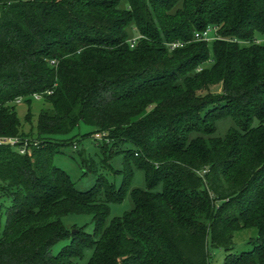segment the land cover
<instances>
[{
  "label": "trees",
  "instance_id": "16d2710c",
  "mask_svg": "<svg viewBox=\"0 0 264 264\" xmlns=\"http://www.w3.org/2000/svg\"><path fill=\"white\" fill-rule=\"evenodd\" d=\"M34 94L44 107L26 133ZM81 123L101 134V168L123 152L119 186L81 157L97 179L78 191L54 164ZM1 137L34 144L0 145V264H78L86 251L85 264H209L210 248L223 264H264V0H0ZM128 194L133 208L107 221ZM69 214L93 232L68 230ZM246 228L252 250L231 253Z\"/></svg>",
  "mask_w": 264,
  "mask_h": 264
},
{
  "label": "rangeland",
  "instance_id": "374dc122",
  "mask_svg": "<svg viewBox=\"0 0 264 264\" xmlns=\"http://www.w3.org/2000/svg\"><path fill=\"white\" fill-rule=\"evenodd\" d=\"M135 32H131L130 37H135ZM212 35V33H211ZM212 92H219V87H213L211 89ZM42 102L39 100H32L31 103V115L32 120L31 123H23L24 131L31 132L34 128V124L36 122L38 113L41 108H43ZM27 111L26 103H21L16 105V113L18 118L23 122L24 116ZM257 125V122H254V126ZM234 127V122L231 118H226L217 123L216 135L217 137L224 138L230 128ZM34 131V129L32 130ZM89 133H93V129L84 124H80L78 128L73 130L68 136L61 137L63 138H71V141L67 143V146L60 145L59 153L54 157V164L60 169L64 170L72 179L74 183V187L78 191H87L90 189L96 182V175L90 171H87L84 164V158H91L96 163V169L98 175L103 176L109 182H113L116 186H119L121 182V176L119 173H115V171H120L122 169V160H123V152L118 151L109 162L111 165V170L101 168L100 161L102 159V155L100 152L99 144L101 140L100 135H90ZM85 134H88L85 136ZM102 141V140H101ZM24 145L28 143L34 144V139L30 137H25L23 139ZM36 144V143H35ZM125 146L124 148H126ZM119 150L120 147L118 148ZM82 154V156H80ZM83 159H82V158ZM3 185L0 184V226L3 228L5 224V209L10 205V197L5 196V192H2ZM2 187V188H1ZM131 188L144 189L145 188V177L144 172L138 169H134L133 178L131 182ZM133 208V203L130 195L128 194L125 200L121 204L111 203L109 205V215L108 220L114 217H120L125 212L130 211ZM61 222L68 230L77 231L78 228H83L85 232L92 233L93 232V223L91 221V216L89 215H75L69 214L65 215L61 218ZM257 236L256 229L254 228H246L240 229L234 232L233 235V243L234 249L231 251L233 254H239L241 252H246L252 250V244H250L253 240H255ZM67 242H60L56 246L53 247L52 253L56 254L59 252L61 247H63ZM91 255V251H86L83 257L78 260V264H85ZM227 252H224L218 248H210V263L209 264H223V260Z\"/></svg>",
  "mask_w": 264,
  "mask_h": 264
},
{
  "label": "built area",
  "instance_id": "2783aa9c",
  "mask_svg": "<svg viewBox=\"0 0 264 264\" xmlns=\"http://www.w3.org/2000/svg\"><path fill=\"white\" fill-rule=\"evenodd\" d=\"M209 34H210V30H207L203 34L195 33L194 34V39H196V40H206V41H209L211 39L210 36H209ZM130 43H131L130 46L133 47L135 45V39L131 40ZM178 46H182V44L179 43V42H176V43H172V44L169 45V47L171 49H174V48H176ZM46 94H51V91H47ZM41 97H42L41 94H34L33 95V99L34 100H37V101L40 100ZM19 102H20V99L17 100V103H19ZM18 144H21L18 147L19 148L18 149V152L20 154L23 155L26 152H28V146H29L28 143L24 145V142L21 141V140H19L18 138H6V137H1L0 138V145H10V146L13 147V146L18 145Z\"/></svg>",
  "mask_w": 264,
  "mask_h": 264
}]
</instances>
